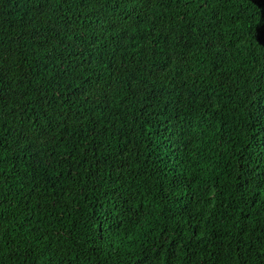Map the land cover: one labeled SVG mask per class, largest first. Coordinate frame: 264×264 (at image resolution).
<instances>
[{"label": "trees", "instance_id": "obj_1", "mask_svg": "<svg viewBox=\"0 0 264 264\" xmlns=\"http://www.w3.org/2000/svg\"><path fill=\"white\" fill-rule=\"evenodd\" d=\"M0 264H264V0H0Z\"/></svg>", "mask_w": 264, "mask_h": 264}]
</instances>
